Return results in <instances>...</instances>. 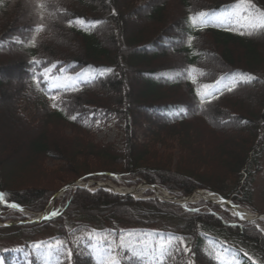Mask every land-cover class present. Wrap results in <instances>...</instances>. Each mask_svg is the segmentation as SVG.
I'll return each mask as SVG.
<instances>
[{"label": "trees", "instance_id": "obj_1", "mask_svg": "<svg viewBox=\"0 0 264 264\" xmlns=\"http://www.w3.org/2000/svg\"><path fill=\"white\" fill-rule=\"evenodd\" d=\"M239 1L123 0V6L128 7L125 13H142L141 20L154 21L152 29L148 24L128 36L129 26L117 11L121 0H0V68L2 58L11 53L4 62L17 58L23 69L20 88L10 102L20 121L32 126L39 124L33 126L37 132L38 127L41 129L48 122L49 127L35 137L33 149L40 152L37 157L45 155L53 161L50 167L36 170V174L55 182L45 186L36 182L17 185L0 172V191L9 201L43 210L50 195L61 186L85 175L109 172L126 174L129 185L137 183L139 180L134 179L139 177L176 195H188L195 189L205 188L236 203L253 206V182L264 170V57L255 45V39L264 37V29L252 31L209 22L193 24L196 13L216 11ZM250 2L264 10V0ZM63 4L70 5V9L62 8ZM26 7L29 20L19 23L22 14L18 13ZM149 7L153 9L146 13ZM83 19L95 21L98 29L89 32L75 23ZM109 19L120 25L123 38L128 36L131 51L122 52L111 28L103 29ZM41 25L43 30L35 32ZM165 36L174 39L165 42ZM151 54L155 56L149 57ZM175 59L177 62H173ZM50 64L103 68L108 74L94 83L58 90L60 98L55 102L58 107H52L54 102L41 100L45 84L40 69ZM165 71L182 75L173 79L164 75ZM236 72L256 79L232 85L228 88L231 90L201 104L197 93L202 91L201 83L205 79L213 81L222 74ZM131 74H137L145 88V96L139 102L148 110L143 117L140 113L137 115L132 105L136 92L131 94L123 89L124 83L129 85ZM254 86L262 87L257 96L251 97L257 104L261 103L260 110L245 117H239L236 112L238 115L220 121L227 124L231 118H236L244 127L242 137L237 136L239 144L233 142L229 131L220 135L222 138L226 134L230 145L231 161L226 169L235 168L231 172L235 180L229 189H224V181H220L221 185L214 182V170H221L218 156L215 157L219 139L213 132L217 130L215 123L206 117L210 111L219 116L230 109L239 111L236 100L254 96V93L242 94L243 90ZM108 115L114 117L116 125L124 131L121 147L95 141L97 118ZM72 116L77 118L73 120ZM65 129L73 133L65 136ZM201 131L207 132L210 138L203 140L205 135ZM64 139L67 146L59 148V141ZM236 145H240L241 155L235 153ZM210 154L212 157L208 159ZM75 194L79 196V207H73L74 196L55 219L42 224L0 228V243L14 238L22 248L20 253H15L14 246L9 245L8 252H0L2 261L14 264L11 258L18 254L22 257L20 264H43L36 257L31 241L39 235L55 233L62 243L55 264H107L96 258L90 249L80 254L79 250L87 247L76 246L77 234L90 232L92 226L98 234H107L110 229L118 232L114 227L129 224L155 227L159 230L156 237L166 236L164 244L171 240L169 253L162 258L163 264H220L218 257L222 251L218 247L221 245L235 253L234 264H264V233L253 223L225 224L223 221H236L228 213L222 214V221L214 214L185 211L154 199L134 200L106 191L79 190ZM0 209L6 211L2 206ZM114 258L117 264H143V259L137 256L128 260L116 255Z\"/></svg>", "mask_w": 264, "mask_h": 264}, {"label": "rangeland", "instance_id": "obj_2", "mask_svg": "<svg viewBox=\"0 0 264 264\" xmlns=\"http://www.w3.org/2000/svg\"><path fill=\"white\" fill-rule=\"evenodd\" d=\"M122 2L120 3L119 7H117V11L123 16V20L126 24H128L129 26V31H128V36L130 34H132L133 32L136 31V33L138 31H140L141 29H145L146 27H148L150 24V29H152L153 27V20H147L145 19V21L141 20L143 19L142 17V13H137V14H127L125 13V10L127 7V5L124 7L123 6V0H121ZM162 1V0H161ZM108 3V2H106ZM70 5L68 4H63L62 8L69 10L70 9ZM27 7L25 8V10L20 11L18 14H22V17H20L21 20H19V23L21 22H28L29 20V8L28 10H26ZM153 7H149L147 12H149V10H152ZM233 11L235 12V14H238V12H242L241 9H233ZM106 14H108L106 12ZM241 14V13H240ZM115 15V13H114ZM177 15V14H176ZM18 16V15H17ZM109 16V15H108ZM19 17V16H18ZM148 17V16H146ZM150 22V23H149ZM152 22V23H151ZM117 26V27H116ZM107 28H111L112 33H113V37L116 40L117 45H120V49L122 52L127 53L129 51H131V48L128 47V36L126 35V38H123L122 33L120 31V25H115L114 22H109L108 24L103 28V29H107ZM100 30V31H103ZM62 45V44H60ZM255 45L257 47V52L259 54H262V56L264 57V37H258L257 39H255ZM64 47V46H63ZM60 48V47H59ZM61 49V48H60ZM256 52V53H257ZM9 56H12L11 53L7 54ZM7 55H5V57H3L2 59L5 61L6 59H9L7 57ZM155 55L151 54L149 55V57H154ZM147 58V57H146ZM159 58V57H158ZM262 59V57H260ZM150 60V58H147V60ZM18 59L15 58L11 61H7L2 63L1 68H0V172L1 175L5 178V179H10L11 181H13L15 184L17 185H34L33 183L36 182L37 185H46L49 184L51 185L52 182L55 184L54 179L51 180V178H47V177H39V173L38 175L36 174V170H40L41 168H45V167H50L53 163V161L50 158L45 157V155H43L42 157H37V155L40 154V152H35L34 151V141H35V137L41 133V130L47 129V127H49L48 122H46V125H44L41 129L38 127V132L36 129H34L33 126H39V124H35V125H29V124H25L24 122L20 121L16 115V110L15 107L13 106V104L10 102V98H13L16 90L20 88V81L22 78V73H23V69H21V60L17 61ZM263 60V59H262ZM153 62H158V60H153ZM169 62H172V60ZM173 62H177V59H175ZM264 62V60H263ZM160 64V62H158ZM51 77L56 78L58 80L59 83L64 84L67 86H71L73 84H75L77 81H79L80 79L83 78H90L91 76L88 75V73L86 71H83L81 69H74L71 71H66L64 73H55L53 75H51ZM46 80L49 83V86L52 83V80L49 79V77L46 76ZM10 84V85H8ZM225 84V82H218L216 84L217 88L222 87ZM5 85V86H4ZM130 86V88H129ZM144 85L140 79V77H138V75L136 74H131L130 76V83L129 85H127L126 83H124V88L125 91H127L128 93L132 92H136L137 96L136 99L132 102V105L135 109V111L138 113H140L141 117L144 116V113H147L148 110H146L142 105L140 106L139 102L140 100H142V98H144V91L145 88H143ZM262 88V87H261ZM261 88H256L251 87V88H247L245 90L242 91V94H248L250 95L251 93L255 94L254 96H247V97H243V100H236L239 104V111H233L230 109V111L228 110V112H226L224 114V116H219V115H215L213 114V111L208 112L206 119H208L209 121H211L212 123H215L214 128H217V130H219V132H217V130L213 131L214 135H216V137H218L219 141H217V147H216V152H215V157L218 156V161L221 164V166H219L220 164H218V166L221 168V170H214V182H220V181H224V183L220 182L218 183L219 185H221L222 183V188H230L229 186L231 185L232 181L235 180V178L233 176H231V172L234 171L235 168L230 167V169H226V167H229V155H230V145L228 140L225 138V136H222L221 138V132L225 131H229L230 132V138L233 139L234 143L236 142L237 144H239V140L237 138L238 137H242V128L243 125L242 123L237 120L236 118L232 119L231 121L227 124H222L221 122L224 121L225 118L227 117H232L233 114L238 115L237 113H239V117H245V115L249 114V115H254L253 113H255V111H259L260 110V106L261 103L257 104L256 100L251 99V97H255L257 96L258 92L261 91ZM135 90V91H134ZM124 94V92H123ZM110 95V93H109ZM115 96V94H113ZM236 96V95H235ZM235 96H233V99L235 98ZM3 97V98H2ZM103 96H101L102 98ZM116 97V96H115ZM249 97V98H248ZM98 99V98H97ZM115 99V98H113ZM237 112V113H236ZM221 121V122H220ZM207 126L210 125V123H206ZM36 130V131H35ZM61 133V132H60ZM63 133L65 134V136H68L70 133H73L72 130L69 129H65L63 131ZM201 134L205 135L202 139L205 140L206 137L210 138L207 135V132L205 133L204 131H201ZM118 131H116L115 129H109L108 127H106L103 131H101L99 133L98 139L99 140H103V141H112L115 138H117L118 136ZM61 140V139H60ZM200 142H202L201 140H199ZM66 139H64V141H59L60 146L58 145V147L60 148L61 146L66 147L67 145L65 144ZM209 143V142H208ZM210 146V143H209ZM79 146H77L76 148H78ZM235 149V153L236 154H240L241 155V149H240V145L234 148ZM219 151V152H218ZM68 152V151H67ZM218 152V154H217ZM67 154V153H66ZM62 155V154H61ZM211 155V154H210ZM207 156L208 159H211V156ZM41 162H40V161ZM81 160H83V158H81ZM216 160V161H217ZM198 161V159H197ZM228 162V163H226ZM224 164V165H223ZM227 164V166H226ZM41 165L43 167H41ZM232 166V165H231ZM237 168V167H236ZM263 171V170H262ZM46 174V173H45ZM53 178L54 176L51 175ZM220 176V177H219ZM106 177H102L100 178V180H96L95 181H91L90 182V186L89 189H98L99 187L104 188L102 186H98V182H102L106 184L105 180ZM119 180H121V183H126V179L123 177H118ZM51 182V183H50ZM143 184L144 187H143ZM123 189H126L128 191L132 190L135 193V196H137V198H145L147 197L146 192L149 189L153 190V194L149 195V196H154L155 198H158V195L156 194V189H153L152 186H149L145 183V181H141L136 185H121L119 184ZM120 187V188H121ZM205 188H201L199 191L206 193V191L204 190ZM226 189V190H228ZM252 191H253V206H251V208H253L254 210L256 209L259 212H263L264 213V172L262 174H259L256 176L255 181L253 182V187H252ZM194 194V193H193ZM179 197H182L183 195H177ZM191 196V195H190ZM189 196V197H190ZM79 197V196H78ZM78 197L75 196V199L73 200V207H79L78 206ZM184 197V196H183ZM193 202L187 203V204H183V207L188 208L189 205H192L193 203L197 204H204L201 207H198V210L201 211L200 213H203L204 211H209V210H214V206H218L215 202L209 201V200H205V198L203 197H199L196 199L191 200ZM173 205H176L172 202H167ZM178 205V204H177ZM176 205V206H177ZM181 207V205H180ZM240 207V206H239ZM243 208V207H241ZM37 207L34 206H30L27 207V212H34L37 211ZM216 209V208H215ZM246 210H250L248 208H245ZM222 210V208L220 207V211ZM252 210V209H251ZM4 222V221H3ZM15 224V223H13ZM257 224L259 225L260 228H262L264 230V224L257 222ZM37 239L39 242H45L46 239L42 236H37ZM106 240H104L101 244H105ZM140 247L138 246V249Z\"/></svg>", "mask_w": 264, "mask_h": 264}, {"label": "snow or ice", "instance_id": "obj_3", "mask_svg": "<svg viewBox=\"0 0 264 264\" xmlns=\"http://www.w3.org/2000/svg\"><path fill=\"white\" fill-rule=\"evenodd\" d=\"M43 6V5H41ZM235 9H242L243 12L240 16V19L237 21V23L239 24L240 27L246 28V29H251L252 31H255L257 29H264V11H260L258 9L255 8V5L252 4L250 2V0H240V2L238 4H236ZM255 11L257 13V17H253L251 15V13ZM213 14L211 13H200L198 14L197 17L193 18V24L195 26H199L205 23H208L211 19ZM78 25H84L85 21L83 20H78L75 22ZM43 30V26H38L35 29V32L39 33L40 31ZM243 34V33H241ZM248 34H251V32H249ZM34 45L35 43V37L32 38L31 41ZM36 63H40L39 61H36ZM54 67V66H53ZM52 69H47L44 73H42L43 76H47L49 77V79L52 80V83L50 85L51 88H61V87H66V85L61 84L58 82V80L56 78L51 77L50 73H51ZM195 71V70H192ZM103 73H101L102 75ZM203 73H201L202 75ZM176 75H182V73H176V74H171L170 78H175ZM223 79V78H221ZM240 81L243 82H251L252 80L256 79V77L250 76L248 74H241L238 78ZM195 82V81H193ZM216 89L217 86L216 85H212V86H208V85H204L203 86V90L202 91H198V96L200 97V101L201 104L205 103V102H210L211 99L215 98L216 96ZM231 90V89H228ZM50 99H52L53 101H56L58 99V97L53 96L50 97ZM52 107H58L57 103H53ZM71 119L75 120L77 117L72 116L70 117ZM5 201V195L3 193H0V202H4ZM11 207H18L17 205H11ZM58 212H52L51 216H55L58 215ZM235 215H237L239 218L243 219V214L236 212ZM51 216L46 217V218H51ZM123 243V241L121 242ZM160 256H165L168 253V248L171 247V240H169L168 243L166 244H161L160 246ZM158 260V264H162V261L160 260L159 257H157ZM112 264H117V261L115 260V258H112Z\"/></svg>", "mask_w": 264, "mask_h": 264}, {"label": "bare ground", "instance_id": "obj_4", "mask_svg": "<svg viewBox=\"0 0 264 264\" xmlns=\"http://www.w3.org/2000/svg\"><path fill=\"white\" fill-rule=\"evenodd\" d=\"M130 14V12H129ZM36 131V130H35ZM92 180H87L86 182H82L81 184L85 185V186H89L90 185V182ZM147 185H149L147 182H146ZM106 186L108 187L110 190H112L113 192L115 193H120L122 190L120 188H117L116 186H114L112 183L108 182L106 184H103V186ZM145 184H143V187H144ZM152 188L156 189V190H159L158 187H154L152 186ZM130 193L135 195V193L130 190ZM158 194H160V191H157ZM203 197V198H206L208 199L209 201H212V202H217L221 207H223L224 209H227V210H230V211H234L235 213L236 212H239L241 214H243V219L239 218L241 221H246V220H256V216L254 213L250 212V211H246L244 210L243 208H238L236 206H234V204H232L231 202L229 201H225V200H222V199H219L218 197H214L212 194H208V193H204V192H201V191H195L194 194H192L190 197H187V198H181V199H178V201L180 203L182 202H189L193 199H196V198H199V197ZM160 197H162L160 195Z\"/></svg>", "mask_w": 264, "mask_h": 264}]
</instances>
